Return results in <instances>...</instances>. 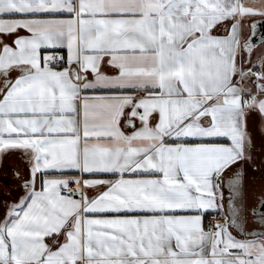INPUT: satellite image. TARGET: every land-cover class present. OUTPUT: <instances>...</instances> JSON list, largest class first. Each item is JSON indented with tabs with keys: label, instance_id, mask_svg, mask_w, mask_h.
<instances>
[{
	"label": "snow or ice",
	"instance_id": "6c2138e0",
	"mask_svg": "<svg viewBox=\"0 0 264 264\" xmlns=\"http://www.w3.org/2000/svg\"><path fill=\"white\" fill-rule=\"evenodd\" d=\"M252 17L264 0H0V168L23 165L0 264H264Z\"/></svg>",
	"mask_w": 264,
	"mask_h": 264
},
{
	"label": "crops",
	"instance_id": "0c3cea01",
	"mask_svg": "<svg viewBox=\"0 0 264 264\" xmlns=\"http://www.w3.org/2000/svg\"><path fill=\"white\" fill-rule=\"evenodd\" d=\"M243 3L245 4H250L252 3V0H242ZM262 19L260 17H252L249 18L247 21V24L250 25L251 23ZM243 35L245 37H248L250 35L249 29L246 27ZM262 46V45H261ZM259 51L258 52H253V59L256 58V56L260 55L261 53H264V47H258ZM261 48V49H260ZM54 53H60L66 58V49H42L41 50V55H53ZM139 122L137 121V125ZM249 128L250 130H255L256 132V144H257V149H261L264 147V139L260 137L259 134V118L258 117H251L249 120ZM6 167L5 168H0V185H3L4 183H14V181L11 179V173L8 172L7 175H5V172L7 169L14 168V167H19L21 171H23V165L21 164L20 160L18 159V155H12L9 156L8 159L5 162ZM7 180V181H6ZM94 195V193L90 192L89 196L91 197ZM2 209H0V216H2Z\"/></svg>",
	"mask_w": 264,
	"mask_h": 264
},
{
	"label": "flooded vegetation",
	"instance_id": "af4514ba",
	"mask_svg": "<svg viewBox=\"0 0 264 264\" xmlns=\"http://www.w3.org/2000/svg\"><path fill=\"white\" fill-rule=\"evenodd\" d=\"M261 195H264V184H262L260 181H257L252 188L249 190V207H255L257 204V198ZM251 220V217H250ZM257 225H254L252 223L249 224L248 229L251 231L254 228H257ZM240 238V237H238Z\"/></svg>",
	"mask_w": 264,
	"mask_h": 264
},
{
	"label": "water",
	"instance_id": "95a60500",
	"mask_svg": "<svg viewBox=\"0 0 264 264\" xmlns=\"http://www.w3.org/2000/svg\"><path fill=\"white\" fill-rule=\"evenodd\" d=\"M255 23H258V31L260 33H264V21H262V19H259L255 21Z\"/></svg>",
	"mask_w": 264,
	"mask_h": 264
},
{
	"label": "built area",
	"instance_id": "2783aa9c",
	"mask_svg": "<svg viewBox=\"0 0 264 264\" xmlns=\"http://www.w3.org/2000/svg\"><path fill=\"white\" fill-rule=\"evenodd\" d=\"M53 55H60V56H63L62 54L60 53H54ZM207 224V221H205V225Z\"/></svg>",
	"mask_w": 264,
	"mask_h": 264
},
{
	"label": "rangeland",
	"instance_id": "374dc122",
	"mask_svg": "<svg viewBox=\"0 0 264 264\" xmlns=\"http://www.w3.org/2000/svg\"><path fill=\"white\" fill-rule=\"evenodd\" d=\"M260 47L262 48V47H264V45H262V46H260ZM261 48H260V49H261ZM258 51H259V48H257V49L255 50V52H258ZM6 181H7V180H6Z\"/></svg>",
	"mask_w": 264,
	"mask_h": 264
}]
</instances>
